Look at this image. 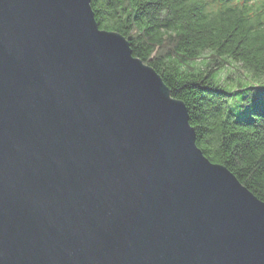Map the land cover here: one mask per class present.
Returning <instances> with one entry per match:
<instances>
[{
  "label": "water",
  "instance_id": "obj_1",
  "mask_svg": "<svg viewBox=\"0 0 264 264\" xmlns=\"http://www.w3.org/2000/svg\"><path fill=\"white\" fill-rule=\"evenodd\" d=\"M91 0H0V264H264V202Z\"/></svg>",
  "mask_w": 264,
  "mask_h": 264
},
{
  "label": "trees",
  "instance_id": "obj_2",
  "mask_svg": "<svg viewBox=\"0 0 264 264\" xmlns=\"http://www.w3.org/2000/svg\"><path fill=\"white\" fill-rule=\"evenodd\" d=\"M90 5L99 29L123 36L132 55L184 104L204 156L264 202V108L241 118L229 104L240 91L221 87L216 76L231 60L248 79H264V0H91Z\"/></svg>",
  "mask_w": 264,
  "mask_h": 264
},
{
  "label": "rangeland",
  "instance_id": "obj_3",
  "mask_svg": "<svg viewBox=\"0 0 264 264\" xmlns=\"http://www.w3.org/2000/svg\"><path fill=\"white\" fill-rule=\"evenodd\" d=\"M208 55L209 53L203 54V57L197 64L202 65ZM216 76L221 87L233 93L240 91L232 98L229 104L235 113L240 114L241 118L249 119L252 110L264 108V79H262L261 82H254L248 79L249 76L247 72L244 71L239 64L231 60L226 62L225 65L218 70ZM240 76H244L246 79H242Z\"/></svg>",
  "mask_w": 264,
  "mask_h": 264
}]
</instances>
